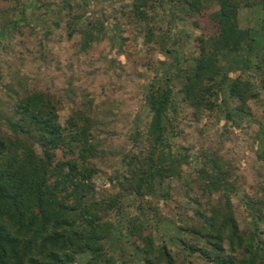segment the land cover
Listing matches in <instances>:
<instances>
[{"label": "trees", "instance_id": "trees-1", "mask_svg": "<svg viewBox=\"0 0 264 264\" xmlns=\"http://www.w3.org/2000/svg\"><path fill=\"white\" fill-rule=\"evenodd\" d=\"M149 5L154 6L151 17ZM243 9L263 12L258 23L264 30V0L133 1L131 13L143 25L157 21L164 12L170 23L187 20L194 29L208 27L194 41L200 54L192 60L194 66L190 65L179 91L195 109L197 119L217 108L224 112V105L228 118L251 116L247 103L260 96L250 81L229 77L221 64L231 55L244 54L242 68L252 69L251 73L255 69L251 52L258 41L251 29L241 28ZM103 24L98 20L92 28L88 25L77 31L84 51L101 40ZM153 40L151 30L146 31V41ZM187 40L181 36L177 42ZM174 42L167 46L168 53H176L178 43ZM10 74L16 86L10 87L8 96L0 93V264H75L85 255L84 264H130L129 257L137 264H264V153L259 155L263 165L255 175L256 188L247 191L239 205L234 202L238 185L222 173L225 159L205 139L204 149L194 157L198 168L186 176L182 168L191 156L166 154L171 151L170 113L177 107L174 88L183 72L174 74L166 68L151 79L145 99L150 123L146 133L131 135L137 147L146 134L148 149L130 156L129 175L111 179L140 200L130 216L126 212L133 204H123L117 196L99 198L94 181L99 173L96 161L105 164V146L93 132L99 123L110 126L112 103L96 104L90 96L75 101V88L70 85L65 98L78 105L63 125L59 115L62 95L28 90L22 78ZM219 93L227 95L224 105L218 104ZM58 151L64 159L58 158ZM168 178L182 181L178 190L190 187L196 196L213 197L214 203L210 215L198 211L199 222L178 228L179 234L173 237L177 252L163 239L159 227L155 228V219L147 211L153 203L144 200L155 196ZM243 205L251 218L246 231L235 217ZM109 211L118 216L115 222L105 220ZM127 244L132 251H127ZM135 254L141 260H134Z\"/></svg>", "mask_w": 264, "mask_h": 264}, {"label": "rangeland", "instance_id": "rangeland-1", "mask_svg": "<svg viewBox=\"0 0 264 264\" xmlns=\"http://www.w3.org/2000/svg\"><path fill=\"white\" fill-rule=\"evenodd\" d=\"M133 1L0 0V93L5 92L4 96H8L10 87L16 86L11 78L12 72L17 74V78H22V84L28 90L39 89L62 95L64 102L59 105V115L63 125H66L78 105V102L73 104L65 98L64 91L70 85L75 88L72 92L75 101L90 96L96 104L103 100L112 103L113 121L110 126L102 127L99 123L97 131L93 132L99 134L98 139L105 146L102 152L105 164L100 159L96 161L99 173L94 181L99 198L117 196L121 203L133 204L126 212L130 216L136 212L140 200L135 193H128L118 184L115 186L111 179L129 175L130 156L148 149L146 134L137 147H134L131 135L136 131H147L150 123L145 99L151 79L162 75L166 68L174 74L181 71L183 74L174 88L177 107L170 113L171 130L168 136L171 151L166 150V154L178 158L191 156L182 168L186 176L189 171L198 168L195 156L204 149L202 140L205 139L225 159L222 173L227 174L232 184L238 185L239 196L234 197V202L238 204L247 191L256 188L255 175L263 165L259 155L264 153V30L258 23L262 20L263 12L256 9H243L240 12L241 28L251 29L259 42L251 52L255 65L253 73L252 69L242 68L244 54L231 55L230 59L221 63L229 77L250 81L260 94L259 98L247 103L251 116L228 118V109L224 105L227 95L219 93L218 104L224 105V112L217 108L197 119L195 109L183 100L179 91L192 60L200 54L194 41L208 27L201 25V28L194 29L187 20L170 23L164 12L159 13L157 21L151 19L148 25H143L131 13ZM149 6L147 11L151 17L154 6ZM98 20L104 21L101 40L86 52L77 31L88 25L92 28ZM148 30L154 35L152 42L146 41ZM165 35L170 37L167 39ZM181 36L188 40L177 42ZM175 40L178 43L176 53H168L167 46L170 47ZM58 158L64 159L62 151H58ZM181 183L178 178L165 179L155 196L144 197L145 202H152V209L156 210H147L155 219V228L159 227L163 239L175 252L179 246L173 237L179 234L178 228L199 222L198 211L210 215L214 206L213 197L196 196L190 187L188 191L185 187L178 190ZM248 213L244 205L235 211L242 231L248 230L251 223ZM107 214L109 217H106V221H116L118 216L115 211ZM128 245L127 251H132ZM87 257L80 256L75 264H84ZM135 257L139 261L142 256L135 254L134 260ZM179 259L183 260V256ZM129 260L130 264H137L130 257Z\"/></svg>", "mask_w": 264, "mask_h": 264}]
</instances>
